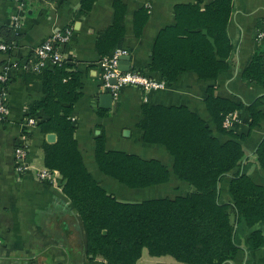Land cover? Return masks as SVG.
<instances>
[{
    "label": "trees",
    "instance_id": "16d2710c",
    "mask_svg": "<svg viewBox=\"0 0 264 264\" xmlns=\"http://www.w3.org/2000/svg\"><path fill=\"white\" fill-rule=\"evenodd\" d=\"M95 1L81 0L76 16L87 13ZM113 4V23L99 33L96 41L100 58L116 48L125 31V5L121 0ZM173 10L174 23L157 33L147 69L157 72L167 84L185 71H193L200 79H213L228 69L233 46L226 27L232 0H213L205 5L178 3ZM148 12V7L135 11L136 36L141 34ZM16 36L11 31L5 42L10 43ZM81 75L69 60L36 73L44 98L31 104L29 112L41 110L44 117L37 118L36 126L42 134L56 135L54 142L42 144L44 168L63 179L62 191L84 226L88 255L100 258L104 264H135L145 248L151 256H171L180 264H223L240 249L239 235L243 231L250 229L243 238L248 249L264 244L262 230L254 228L258 222L264 223V185L245 170L240 171L245 135L223 127L225 115L240 110L250 115L249 129L258 126L264 118L261 98L250 104L239 103L218 96L214 86L207 87L204 104L214 130L228 136L223 141L185 105L142 102V118L137 123L142 139L168 151L171 170L158 159L106 149L104 136L95 138L97 168L129 189L166 183L172 173L188 184L189 190L174 197L121 201L97 182L78 150L70 116L81 94ZM241 75L264 90L261 51L250 57ZM255 154L258 166L264 170V135ZM225 177L228 202L221 196Z\"/></svg>",
    "mask_w": 264,
    "mask_h": 264
},
{
    "label": "crops",
    "instance_id": "0c3cea01",
    "mask_svg": "<svg viewBox=\"0 0 264 264\" xmlns=\"http://www.w3.org/2000/svg\"><path fill=\"white\" fill-rule=\"evenodd\" d=\"M81 0H28L26 9L20 10L18 0H0V41L5 42L11 31L15 40L6 43L9 48L0 52V72L7 67V115L0 124V264H104L86 252L83 223L68 196L62 191L63 179L54 183L38 180L36 170L44 167L42 144L46 134L36 126L37 118L44 117L41 110L29 112V106L42 100V82L29 69L34 59V49L52 33L67 26L72 27L68 43L61 47L66 60L81 72V94L73 105L71 120L78 150L88 171L109 192L121 201H141L157 197H174L189 190V185L170 173L168 182L145 188L129 189L99 171L94 160L95 138L104 136L108 150L136 154L144 159H158L169 170L172 156L159 144H146L137 123L142 118L141 104L185 105L197 113L214 130L213 122L205 107L208 86H214L218 96L235 102L250 104L261 98L264 111V90L242 78V71L250 57L261 51L264 67V0H232V11L227 23V34L232 43L228 58L229 68L213 79H200L193 71H185L163 89L142 91L136 86H122L118 96L112 98L109 108L101 106L99 96L107 93L101 89L99 54L96 41L99 33L107 29L114 19L115 0H96L91 9L79 17L76 12ZM125 5L124 34L116 48L127 50L128 60L119 68L138 70L160 79L157 72H150L152 45L161 28L174 23V5L200 2L205 5L213 0H121ZM148 7L149 17L139 36L133 31V16L137 9ZM18 18L19 30L14 17ZM17 23V21H16ZM236 120L229 127L244 134V157L240 171L257 183L264 185V170L256 161L255 149L264 135V118L249 129L250 115L245 110L236 112ZM34 118L33 125L28 119ZM220 140L227 135L214 130ZM24 137L28 141L27 162L30 169L18 175L14 169V148ZM56 140V139H55ZM228 177V176H227ZM227 177L221 185V196L230 201ZM254 228L264 234V223ZM250 230V229H249ZM240 235V249L233 259L223 264H264V244L248 249ZM135 264H180L171 256H151L144 248Z\"/></svg>",
    "mask_w": 264,
    "mask_h": 264
},
{
    "label": "built area",
    "instance_id": "2783aa9c",
    "mask_svg": "<svg viewBox=\"0 0 264 264\" xmlns=\"http://www.w3.org/2000/svg\"><path fill=\"white\" fill-rule=\"evenodd\" d=\"M28 0H18L17 6L20 10L26 9V2ZM14 28L18 31L19 23L17 16L14 17ZM17 21V23H16ZM72 27L67 26L62 30H58L45 41L40 43L34 49V59L29 63V69L34 73H41L46 68H52L54 65H59L63 60H66L61 51V47L68 43L72 35ZM17 33V32H16ZM264 37L263 32H259L258 38ZM9 46L0 41V52L6 51ZM127 55L125 49H114L107 56L99 58L98 65L100 67V87L102 90L110 93L112 98L118 96V90L122 86H136L142 91H150L163 89L166 82L162 79L147 76L138 70H121L119 68V58ZM7 67L0 72V124L6 119L7 105H6V79ZM236 112H231L225 115L223 119V127L228 128L237 119ZM36 122L34 118L28 119V124L33 125ZM14 169L18 175L24 174L31 167L27 162L28 158V141L22 137L18 145L14 148ZM36 177L38 180H45L54 183L59 177L56 174L48 172L44 167L36 170Z\"/></svg>",
    "mask_w": 264,
    "mask_h": 264
},
{
    "label": "water",
    "instance_id": "95a60500",
    "mask_svg": "<svg viewBox=\"0 0 264 264\" xmlns=\"http://www.w3.org/2000/svg\"><path fill=\"white\" fill-rule=\"evenodd\" d=\"M125 60L126 61L128 60V63L127 64L129 66V56H127V55L121 56L119 58V63L121 61H125ZM123 70L126 71V70H129V69L127 68V69H123ZM99 100H100V102H102L101 103V106L106 107V108H109L111 106V102H112V95L110 93H102L99 96ZM55 139H56V135L54 133H47L46 134V140H47V142L52 143V142L55 141Z\"/></svg>",
    "mask_w": 264,
    "mask_h": 264
},
{
    "label": "rangeland",
    "instance_id": "374dc122",
    "mask_svg": "<svg viewBox=\"0 0 264 264\" xmlns=\"http://www.w3.org/2000/svg\"><path fill=\"white\" fill-rule=\"evenodd\" d=\"M221 185L223 186V181L221 182ZM180 194V193H179Z\"/></svg>",
    "mask_w": 264,
    "mask_h": 264
}]
</instances>
